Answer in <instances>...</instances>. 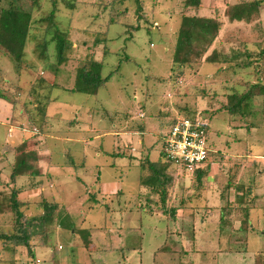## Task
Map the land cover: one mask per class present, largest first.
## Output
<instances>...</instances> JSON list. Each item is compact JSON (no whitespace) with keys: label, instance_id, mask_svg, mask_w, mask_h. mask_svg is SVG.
<instances>
[{"label":"rangeland","instance_id":"1","mask_svg":"<svg viewBox=\"0 0 264 264\" xmlns=\"http://www.w3.org/2000/svg\"><path fill=\"white\" fill-rule=\"evenodd\" d=\"M9 1L0 0V8ZM111 1L71 0L70 3L74 6L70 10L66 6L67 1L63 3L58 0V19L63 29L69 25L70 40L76 49L77 59L70 61L67 66L74 70L77 60L92 50L95 58L104 63L102 74L107 76V82L96 95L66 91L63 87H71L73 79L63 75L70 72L68 68L61 69L60 74L64 73L55 82L52 92L57 101L50 104L49 112L53 114L60 107L58 116L66 119L75 117L76 113L81 121L74 131L80 133H70L66 120L59 118L57 121L61 123L52 134L51 131L44 132L38 138L46 140L52 163L61 164L68 158L73 166L59 167L54 164L57 168L53 171L52 180L42 176L32 182L29 177H24L17 185L27 191L19 196L28 202L23 207L26 214L40 212L37 202L34 203L35 200H40V195L60 203L67 207V212L78 229L89 227L92 243L90 247L93 249L91 251L81 247L80 232H76L71 238L69 232L54 230L53 236L46 237L47 245L35 240L37 247L34 264H251L254 252L259 251L260 254L264 250V209L252 212L250 220L253 221L252 224L256 221L258 226L252 230L247 228L244 212L236 207L244 206V192H249L248 195L259 192L255 196L264 197L262 84L253 91L256 96L251 109L256 113L248 121H230L227 114L219 108L225 102L224 93L229 92L230 85L233 89L245 92L246 87L243 88L240 83L244 85L248 81H254V66L238 70L231 77H227L230 74L228 69H225L229 71L225 76L215 77L219 64L201 63L198 69L194 67L191 70L190 91L200 93L204 89L208 94H197V109L210 115L213 112L207 123V141L216 150V161L211 164L212 170L210 167V174L200 188L196 185L199 183L195 176L177 172L169 191L168 204L177 207L180 200H184L185 206L177 210L174 219L157 211L149 213L145 210L146 205L152 206L154 202L149 198L147 203L146 196L142 195L145 190L139 192L138 187V160L141 155L139 141L142 136L139 138V134L126 133L122 125L125 121L133 125H144V142L153 148L151 157L157 158L162 146L158 136L166 131V127L155 113L162 110L166 100L171 103L183 101L182 98L176 101V97L172 96L167 80L173 69L171 59L181 15L197 13L218 18L222 26L214 48L228 56L239 53L238 58L242 59L245 58V51L258 53L259 43L264 41V3L257 19L231 22L225 14L227 8L241 1L252 0H202L198 10H185L183 0H141L144 16L141 12L139 15L144 21H138L134 1L123 0L125 2L119 7L129 9L130 13L120 19L116 17ZM20 2L26 9L31 8L32 0ZM39 4L40 8L33 11L35 18L47 14L51 0H39ZM137 22L142 28L128 39L126 23ZM105 30L108 31L107 44L104 45L101 41L96 43L97 38L102 39ZM39 32L38 29L32 31L24 59L27 63L34 64L41 75L43 62L38 61L32 51ZM47 58L51 63L55 61L52 43ZM250 58L256 62V56L252 54ZM262 64L264 65V61ZM222 66H227V63ZM0 73L3 77L1 80L11 83L8 85L14 89L18 73L10 57L0 56ZM52 73L53 71H48L49 78ZM215 78L224 81V84L227 82L228 88L222 89ZM184 84L182 80L178 83L179 86ZM213 92L217 95H213ZM73 103L76 108L71 106ZM125 114L128 115L127 120L123 119ZM140 114L143 116L140 117ZM249 121L252 122V128L248 127ZM24 123L21 122L20 127ZM27 125L28 129L33 128L32 125ZM6 130V127L0 126V138L5 136ZM115 132L119 134V144L111 134ZM68 137L80 140L71 141ZM95 145L100 146L102 151L98 150L97 153ZM128 146L136 151L130 152ZM113 150H122L127 156L113 155ZM10 170L7 169L6 174ZM39 180L42 185L33 187ZM42 186L43 189L40 188ZM11 188L7 184L2 190L10 192ZM118 191L122 196L117 200ZM138 201L142 206L136 204ZM261 201L258 207L264 206V199ZM226 203L233 208L225 215L231 222L232 229L229 226L223 228L230 229V246L237 249L233 251H225L230 243L225 238L228 233L219 235L220 228L217 226L221 206ZM105 204H110V209H105ZM252 207L255 208V205ZM10 222L11 214L2 215L1 224L5 230L10 229ZM240 225L243 228L238 229ZM130 244L133 246H129ZM18 252L13 261L10 253L2 252L0 264H31L25 250L19 249Z\"/></svg>","mask_w":264,"mask_h":264},{"label":"trees","instance_id":"2","mask_svg":"<svg viewBox=\"0 0 264 264\" xmlns=\"http://www.w3.org/2000/svg\"><path fill=\"white\" fill-rule=\"evenodd\" d=\"M21 0H10L6 6L0 8V56H8L12 59L17 71V80L14 82V89L11 88L7 81L1 80L2 75L0 73V99L7 101L11 107V116H9V122L23 121L21 130H27V124H30L37 129V132L32 130V138L38 137L43 133L46 119L48 118V107L55 98L52 96L53 89L61 76V69L68 68L69 73L63 74L68 79H73L71 87H63L66 91L83 93L86 95H96L98 90L107 82V76H103L102 71L104 63L101 60L95 58V54L92 50L87 51L86 55L77 60V64L74 70H71L67 65L70 61L76 60V49L70 40V33L68 26L63 29L61 22L58 19V12L60 11L58 0H51V6L46 15L39 18H35L33 11L40 8L39 0H32L30 9H26ZM66 6L72 9L73 3L68 0ZM137 5L136 13L138 21L144 18L140 17L139 12L142 14V1L132 0ZM125 1L112 0L110 5L113 7V11L117 18L127 16L130 12L127 8H120ZM202 0H183L184 9L198 10L200 8ZM263 0L241 1L233 4L227 8L225 12L229 21L234 22H250L253 19H257L260 14V8L262 7ZM70 9V10H71ZM69 10V11H70ZM129 12V13H128ZM113 13V14H114ZM144 16V14H142ZM112 19V18H111ZM113 21V20H112ZM128 39H131L134 32L142 28L141 24L126 23ZM222 26V22L216 17L201 16L197 13L189 15L182 14L180 17V24L176 35V42L172 53V73L167 77L170 84V90L172 96L176 97V101L181 99L180 102H166L163 103L162 110L158 112V117L161 124L166 127L164 133H160L158 140L161 141V148L157 160L152 161L148 155L139 157L138 167V187L139 192H143V196H146L147 203L149 198L154 202V205H146L145 210L155 212L174 219L177 210L184 208V200H180V204L175 206H169L170 188L174 182L177 172L189 174L185 170V165L181 162H176L168 157L165 150V142L170 128L177 119V117H185L194 120L198 116L204 121V130L207 140L208 132V120L211 115L208 112H203L197 109L198 95H208L206 90L201 89L200 93H192L191 88V76L190 72L201 65V63L219 64L216 71L217 75L225 76L228 73L225 69L230 70V74L227 77H231L236 74L238 70L254 69V81H248L244 85L240 83L243 88L246 87L245 92L233 89L230 85L229 92L224 93L226 97L224 104L219 108L221 112H225L230 121L241 120L248 121L249 117H252L256 112L251 109L253 106V100L256 94H254L256 88L260 84V94L264 95V41L259 43L258 53L243 52L245 58L239 59V53H232L231 56L224 55L214 48V43L218 38V33ZM40 27V28H39ZM38 29L39 36L36 39L32 51L38 58V61H42V74L39 75L38 68L34 64L27 63L24 59L25 49L32 31ZM74 29V28H73ZM148 29V28H146ZM107 30L102 34V39L96 40L107 44ZM51 43L53 44L54 58L53 63L48 61V50ZM77 45H75L76 47ZM211 51V52H209ZM106 52V49L104 50ZM256 56V62H253L250 58L251 55ZM241 57V56H240ZM227 63V66H222ZM254 64V65H253ZM48 71H53L50 78L48 77ZM226 71V72H225ZM221 76V77H222ZM214 77V76H213ZM229 79V78H227ZM185 82L183 86H179V81ZM217 84L223 88H228L227 82L219 81V78H215ZM56 82V83H55ZM221 82V83H220ZM190 83V85H189ZM182 84V83H181ZM8 85V87H6ZM226 88V89H227ZM198 94V95H197ZM213 95H217L213 92ZM201 97V96H200ZM202 98V97H201ZM212 98V97H211ZM188 99V100H187ZM218 112V111H217ZM205 113V115L203 114ZM215 113V112H214ZM250 122V121H249ZM247 126V125H246ZM248 127L252 128V122ZM208 154L204 162L199 165L190 175L195 176L198 188L204 184V180L210 172L211 164L215 160V149L208 145ZM42 156L36 149L25 148L17 152L14 156L13 165L8 175V182L0 183L1 187H6L7 184L12 188L10 192H4L0 189V254L2 252H8L11 254L12 261L15 260L16 254L19 249L26 251V255L34 264L36 261V247L34 243L38 240L40 244L47 245L46 237L53 236L54 230L61 232H69L71 238H73L76 232L82 234V245L91 250L90 247L91 237L89 228L78 229L71 219V216L67 212V207L62 206L56 201H50L46 196L40 195V200H35L40 212L33 215H28L23 211V207L27 205L26 200L19 198L21 189L16 186V180L20 176L29 177L32 182L36 178L46 176L50 179L49 172H43L40 161ZM68 161H70L68 159ZM66 166H73L72 162L64 164ZM63 165V166H64ZM42 181L35 182L33 187L41 186ZM207 189H205L206 191ZM250 190V189H249ZM224 192H222L221 197ZM117 200L122 196L118 191ZM249 192H244L243 201L244 206H237V210L244 212L247 228L250 225V207L253 204L254 197L246 199ZM155 197V198H153ZM94 198V197H93ZM141 198V197H140ZM139 198V200H140ZM153 199V200H152ZM136 204L141 203L138 201ZM142 206V205H141ZM219 222V232L224 234L229 230L223 228L227 225L228 221L226 213L232 211L233 208L226 203L222 205ZM139 208V206H138ZM158 208V209H157ZM105 209H110V204H105ZM4 214H11L10 229L5 230L1 224V217ZM238 242L239 241H235ZM241 242V241H240ZM44 245V246H45ZM129 246H133L130 244ZM134 248V247H132ZM231 251V249H229ZM18 252V253H17ZM262 253L255 255L252 264H264V250Z\"/></svg>","mask_w":264,"mask_h":264},{"label":"crops","instance_id":"3","mask_svg":"<svg viewBox=\"0 0 264 264\" xmlns=\"http://www.w3.org/2000/svg\"><path fill=\"white\" fill-rule=\"evenodd\" d=\"M56 99L57 98H55V100L52 101V102L57 101ZM74 105H75V103L71 104V106H74ZM49 107H50V105H49ZM49 107H48V118L46 119V122H45V125H44V129H43V133L44 132H50L51 131L50 133L52 134L59 127L58 124L61 123L60 121H57V119H59V118L60 119H63V121L66 120V124H68L70 126V127H68L69 128L68 131L70 133H74V134H79L80 133V132L78 133V132H75L74 131L75 129L78 128L79 122L81 121L77 117V114L76 113H74L75 114V117L66 119L65 117L58 116V114H59V111L58 110H60V107H58L57 110H54L53 111V114L51 112H49ZM74 107L76 108L77 106H74ZM11 112L12 111H11L10 104L7 101H5V100L0 99V126H4V127L7 128L6 133H5V136H3L2 138H0V145H1L0 146L1 147V149H0V183H6V182H8V179L7 178H9L8 177L9 174H6V171H7V169H9V168L11 169L12 168V165L14 163L13 160H14L15 154L17 152L21 151V150H24L25 148L36 149L38 151V153H40V155L42 156V159L40 161V166H41V168H42V170H43L44 173L45 172H49V174H50L51 177H50V179L49 178H47V179L52 180L53 171L57 168L56 167L57 165H59V167H60V166H63L64 164H68L69 162H72V161L71 160L68 161L67 160L68 158H67L66 161H64L61 164L60 163L59 164L52 163V161L50 160L51 153H50V150L46 146L47 145L46 140L45 139L44 140H41L38 137L31 138V135L33 134L32 131H29L28 129L27 130H24V131L21 130L20 127H19L20 126L19 124L21 122H23V121H20L19 120V121H16V122H9L8 121V118H9V116H11ZM158 112L159 111H157L155 113L156 116L158 115ZM124 118H125V120H127L128 119V115H126V114L123 115V119ZM125 122L126 123H124L122 125V127H124V131L126 133H129L130 135H132V134H139V138H140V136H142V138H140L141 140L139 141V143L141 144V156L148 155L149 158L152 161L157 160L158 156H157V158H152L151 157L152 150H153V148L151 147V145H148L147 143L144 142V137L143 136H144V134L146 132L145 131V128H144V125H141V124H135V125H133L129 121H125ZM111 134H112V136L114 138H116L115 141L117 142V144H119V141H118L119 134L116 133V132L115 133H111ZM96 136H98V135H96ZM79 138H80V136H79ZM75 139H77V141L80 140V139L74 138V137L69 138V140H71V141H73ZM81 141L83 142L84 139H81ZM128 147H129L130 152L136 151V150H132V147H130V146H128ZM94 148L97 151V153H99L98 150L102 151V149H100V146L95 145ZM111 153L113 155L114 154H119L121 157H126L127 156L126 153L124 151H122V150L121 151L120 150H118V151L113 150V152H111ZM263 159H264V157H263ZM54 164H57V165H54ZM64 166H66V165H64ZM211 170H212V167H211ZM259 172H261V169L259 170ZM24 177L25 176H20V177L17 178V180H16V186L18 185V183H20L21 178H24ZM51 183H52V181H51ZM40 188L43 189V186L40 187ZM0 189H3V187L0 186ZM256 191H257V189H256ZM20 192L22 193V192H27V191L21 189ZM205 192H207V191H205ZM256 193H257V195H259L258 194L259 192H251V195H247L246 196V199L247 198H251L252 196L255 197L254 202H253V204L255 205V208H253V207L251 208L250 207V218H252V216H253L252 215V212H254V211L255 212H258L259 210L264 209V206L258 207V205L260 206V204L262 203L261 200H263L264 197L263 198H261V196L256 197L255 196ZM20 194H19V196H20ZM243 195H244V193H243ZM258 216H261V214L258 215ZM262 220H264V217H262ZM201 221H202V223L204 222V220H201ZM227 221H228V219H227ZM219 222H220V216L218 218L217 226H220L219 225ZM252 222L253 221L250 220V224L251 225H249V229H252L253 230V228H254V230H255V226L258 227L257 226V223L255 221L254 223H256V224L254 225V223L252 224ZM230 223L231 222L228 221V223H227L226 226H229V228L231 227V229H232V225ZM233 227L235 228V225ZM241 227L242 226L240 225L238 227V229H240ZM83 228H87V227H83ZM224 234H226V233H224ZM219 235H222V234L219 232ZM178 237H180V236H178ZM225 238H226L227 242L230 241L229 233H228V236L225 237ZM244 240L246 241V239H244ZM231 243H232V241H230V243L226 247L227 249L225 251H227V250L230 251L229 249H231V251L237 250L234 247L230 246ZM258 252L259 251L254 252L253 258H254L255 255H258L259 254ZM252 263H253V261H252Z\"/></svg>","mask_w":264,"mask_h":264},{"label":"built area","instance_id":"4","mask_svg":"<svg viewBox=\"0 0 264 264\" xmlns=\"http://www.w3.org/2000/svg\"><path fill=\"white\" fill-rule=\"evenodd\" d=\"M140 116L143 115L140 114ZM203 126L204 121L199 116L194 120L177 117L169 130L164 145L168 157L183 163L189 174L204 162L208 154ZM32 130L37 132L35 127Z\"/></svg>","mask_w":264,"mask_h":264}]
</instances>
